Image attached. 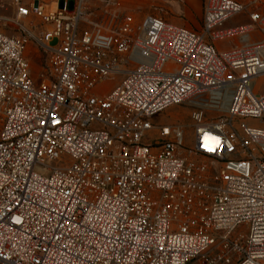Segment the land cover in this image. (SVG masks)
I'll return each instance as SVG.
<instances>
[{"label": "built area", "instance_id": "built-area-1", "mask_svg": "<svg viewBox=\"0 0 264 264\" xmlns=\"http://www.w3.org/2000/svg\"><path fill=\"white\" fill-rule=\"evenodd\" d=\"M14 4L0 14V264H264V0H203L199 31L122 1L105 23L88 0ZM237 15L249 22L227 26ZM184 104L190 146L153 119Z\"/></svg>", "mask_w": 264, "mask_h": 264}, {"label": "rangeland", "instance_id": "rangeland-1", "mask_svg": "<svg viewBox=\"0 0 264 264\" xmlns=\"http://www.w3.org/2000/svg\"><path fill=\"white\" fill-rule=\"evenodd\" d=\"M26 2V0H24ZM119 1L130 5V9L135 17L141 21L146 15L151 14L158 16L169 23L185 26L194 31H199L202 25V2L203 0H88V14L90 20L98 23H105L110 13L117 8ZM15 12L14 0H0V14L12 15ZM246 21L245 15H237L227 21L226 25H233ZM30 25H39V21L30 22ZM83 28H88V24H83ZM222 48L228 47L221 43ZM28 53L33 56L32 75L40 81L44 77L42 67L44 58L41 52H37L35 45H29ZM114 82L107 81L101 87L96 89L97 92L104 93L113 87ZM255 92L264 93V77L258 78L254 84ZM191 107L189 104L173 106L168 110L156 115L153 119L155 122L167 124H182L187 131L185 145L192 144V133L194 123L190 117Z\"/></svg>", "mask_w": 264, "mask_h": 264}, {"label": "crops", "instance_id": "crops-1", "mask_svg": "<svg viewBox=\"0 0 264 264\" xmlns=\"http://www.w3.org/2000/svg\"><path fill=\"white\" fill-rule=\"evenodd\" d=\"M247 22H249L248 18H246V21H245V22H241V23H247ZM236 24H238V23H236ZM236 24H233V25H227V26H235ZM220 47H221V46H220Z\"/></svg>", "mask_w": 264, "mask_h": 264}]
</instances>
